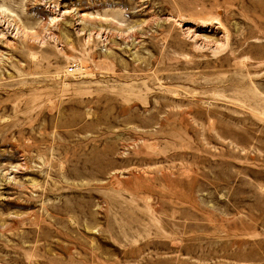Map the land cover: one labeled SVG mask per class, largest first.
I'll list each match as a JSON object with an SVG mask.
<instances>
[{
	"label": "rangeland",
	"instance_id": "1",
	"mask_svg": "<svg viewBox=\"0 0 264 264\" xmlns=\"http://www.w3.org/2000/svg\"><path fill=\"white\" fill-rule=\"evenodd\" d=\"M0 9V264H264V0Z\"/></svg>",
	"mask_w": 264,
	"mask_h": 264
},
{
	"label": "bare ground",
	"instance_id": "2",
	"mask_svg": "<svg viewBox=\"0 0 264 264\" xmlns=\"http://www.w3.org/2000/svg\"><path fill=\"white\" fill-rule=\"evenodd\" d=\"M3 13L4 11L0 9V63L10 59V52L14 49L19 34H29L31 36L34 35L33 33H23V31L19 30L17 25L7 22V20H5L2 16ZM44 13L47 15L50 25L61 23L67 18H72L74 21L73 27H81L84 20L86 19V16L79 12L78 9L74 10L71 8H66V6L62 4L50 5L44 8ZM208 26L211 28L213 34L222 32V26L218 22H213L208 24ZM194 38H196V36H194ZM17 173V170H10L9 174L7 173V175L8 177L13 175V177H9L7 180L10 181L13 179L14 175Z\"/></svg>",
	"mask_w": 264,
	"mask_h": 264
},
{
	"label": "built area",
	"instance_id": "3",
	"mask_svg": "<svg viewBox=\"0 0 264 264\" xmlns=\"http://www.w3.org/2000/svg\"><path fill=\"white\" fill-rule=\"evenodd\" d=\"M74 68L68 69V73H73Z\"/></svg>",
	"mask_w": 264,
	"mask_h": 264
}]
</instances>
